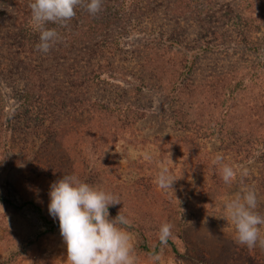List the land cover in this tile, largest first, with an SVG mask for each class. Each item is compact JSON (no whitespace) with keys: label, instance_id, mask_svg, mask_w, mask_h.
Instances as JSON below:
<instances>
[{"label":"trees","instance_id":"16d2710c","mask_svg":"<svg viewBox=\"0 0 264 264\" xmlns=\"http://www.w3.org/2000/svg\"><path fill=\"white\" fill-rule=\"evenodd\" d=\"M30 2L0 0V126L15 130L24 120L63 143L69 136L97 135L87 148L105 155L106 140L118 136L120 126L149 119L174 133L161 139L217 172L215 184L223 182L221 165L234 167L230 158L241 156L244 168L259 171L241 173L236 182L264 186V72L250 87L219 64L222 54L235 58L231 49L240 58L260 55L264 39L252 29L264 23V0H102L95 15L81 0L71 19L46 23L58 33L48 52L36 47ZM157 20L165 25L155 28ZM192 29L195 38H186ZM8 100L16 103L14 113L3 106ZM218 154L223 160L214 162ZM108 186L117 194L111 181ZM120 209L109 206L115 216ZM123 214L131 221L125 227H137ZM149 221L155 219H144L139 230Z\"/></svg>","mask_w":264,"mask_h":264},{"label":"rangeland","instance_id":"374dc122","mask_svg":"<svg viewBox=\"0 0 264 264\" xmlns=\"http://www.w3.org/2000/svg\"><path fill=\"white\" fill-rule=\"evenodd\" d=\"M245 11L248 13V9ZM256 16L254 13L253 17ZM159 25L165 24L157 20L154 27L159 28ZM193 32V29L188 32L186 38H195ZM252 33L262 41L264 23L260 29H252ZM260 48V55L251 53L242 58L236 57L231 49L233 57L238 59L222 54L219 64L231 67L232 75L238 74L236 77L252 87L254 78L264 72V40ZM260 86L253 88L259 91L264 85ZM15 104L13 100L6 104L3 101L9 113H14ZM23 121L15 130L0 126V198L12 202L0 201V264H69L58 218L54 220L48 211V193L53 182L71 174L93 186L108 189V181H111L117 188L114 195L121 201L116 205L121 212L133 216L134 226H137L121 225L131 234L136 264H203V260L204 264H264V247L259 243L252 248L240 244L235 239L236 230L230 218L221 217L226 215L225 201L234 198L246 186L255 189L256 210L264 215V186L255 181L252 185L238 184L236 179L215 184L217 172L205 169L203 162L191 152L179 150L175 141L160 138L174 134L167 126L154 125L149 119L125 127L127 129L120 126L118 136L112 141L106 140L105 155H101L92 154L87 148L88 141L98 139L97 135L91 139L86 135L69 136L63 143L48 132H42L36 124L28 127ZM104 138L99 139L102 144ZM66 146L74 149L66 152ZM146 153L153 158L146 159ZM161 161L179 177L173 182V189L163 190L156 183ZM240 161L241 156L230 158V163L235 162L234 178L241 173L258 175L256 165L244 168ZM37 205L44 209L47 221ZM151 212L158 218L150 215ZM109 213V218L115 217ZM146 218L155 221H149V226L146 224L139 230L138 225ZM163 222L173 225L170 238L175 247L169 240L167 244L159 242ZM260 234L264 237V225L260 226ZM154 250L160 256L158 262L151 258Z\"/></svg>","mask_w":264,"mask_h":264},{"label":"clouds","instance_id":"9594fccd","mask_svg":"<svg viewBox=\"0 0 264 264\" xmlns=\"http://www.w3.org/2000/svg\"><path fill=\"white\" fill-rule=\"evenodd\" d=\"M81 0H31L30 9L34 26L39 30L41 52H48L58 39L55 28L46 27L47 22H64L75 16V7ZM102 0H87V10L95 15L101 10ZM152 159L151 154H145ZM223 160L217 155L214 162ZM221 177L225 183H231L236 175L229 164H222ZM179 177L172 174L167 163L158 164L155 177L158 187L163 190L173 189V182ZM48 211L53 219L59 221L61 236L66 244L69 264H136L131 234L121 225L127 226L131 221L121 212L109 218V206L119 203L111 191L90 185L77 175H64L53 182L49 190ZM257 209V194L253 187L246 186L234 198L225 201V216L235 226V239L249 248L257 243L264 247V237L260 226L264 225V215ZM173 225L163 222L159 229L160 244H167L172 235ZM154 262L160 256L153 251Z\"/></svg>","mask_w":264,"mask_h":264}]
</instances>
